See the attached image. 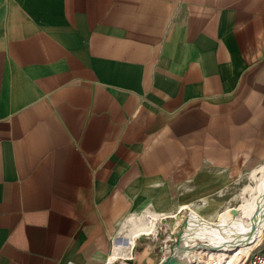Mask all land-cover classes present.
Returning <instances> with one entry per match:
<instances>
[{
	"label": "crops",
	"instance_id": "0c3cea01",
	"mask_svg": "<svg viewBox=\"0 0 264 264\" xmlns=\"http://www.w3.org/2000/svg\"><path fill=\"white\" fill-rule=\"evenodd\" d=\"M261 161L264 0H0V264L190 248Z\"/></svg>",
	"mask_w": 264,
	"mask_h": 264
},
{
	"label": "bare ground",
	"instance_id": "6f19581e",
	"mask_svg": "<svg viewBox=\"0 0 264 264\" xmlns=\"http://www.w3.org/2000/svg\"><path fill=\"white\" fill-rule=\"evenodd\" d=\"M258 170L261 175L253 198L242 205L234 218L207 222L199 215H193L190 222L194 226L189 235L193 244L185 249L187 259L183 264H242L251 248L259 244L264 234V165ZM147 221L131 230L128 241L115 240L112 261L118 254L131 255L135 237L151 232L152 227ZM199 239L203 240L200 244Z\"/></svg>",
	"mask_w": 264,
	"mask_h": 264
},
{
	"label": "rangeland",
	"instance_id": "374dc122",
	"mask_svg": "<svg viewBox=\"0 0 264 264\" xmlns=\"http://www.w3.org/2000/svg\"><path fill=\"white\" fill-rule=\"evenodd\" d=\"M264 165V161H261L259 163L256 164V168L255 169H251V170H248L246 171L242 176L243 178L245 179L243 183H245V185H242L240 184V186L237 187V191H235L236 193L234 194V200L230 201L227 205L226 208H230L231 210H235V209H238L242 204H244L246 202L247 199H249L255 192V188L257 187V183H258V179H259V176L261 175V172L258 170V168L260 166ZM251 187L253 189H251ZM251 189V190H250ZM255 189V190H254ZM224 209V210H225ZM148 219V218H147ZM147 219L145 217L142 218L143 222H146ZM215 220V219H214ZM149 221V219H148ZM147 221V222H148ZM140 224V223H139ZM143 224V223H142ZM131 226V227H130ZM128 227V233L132 232L131 230H133L134 228V225H130ZM182 228V227H181ZM180 228V229H181ZM130 230V231H129ZM179 231V230H178ZM158 232H155V228L154 230H151L150 233H147L148 235L145 236V238H139L136 239L135 238V242H134V248L132 249V253L131 255H127V257L129 259H119L117 261L116 264H138L140 263V261H138V258L137 257H141L142 256V248L144 250V248L148 245V244H152L151 242L153 243H159V247L158 248H154L155 249V254H163V259L161 260V262L165 261L166 259L165 258V254L167 255V250L165 249L163 253H161V249H162V246H160L161 243H163L162 241L165 239L166 237V232H164V236H159L157 234ZM151 238H152V241H151ZM186 239V238H185ZM188 240H190V238L188 237ZM186 242V241H185ZM162 245V244H161ZM153 247V245H151ZM184 246V250L188 248V244L186 242V245H183ZM176 249V247L174 248ZM173 249V251H174ZM172 251V252H173ZM186 251V250H185ZM171 252V253H172ZM144 253V252H143ZM171 253H169V255H171ZM144 255V254H143ZM167 255V257L169 256ZM166 257V258H167ZM163 264V263H162Z\"/></svg>",
	"mask_w": 264,
	"mask_h": 264
},
{
	"label": "water",
	"instance_id": "95a60500",
	"mask_svg": "<svg viewBox=\"0 0 264 264\" xmlns=\"http://www.w3.org/2000/svg\"><path fill=\"white\" fill-rule=\"evenodd\" d=\"M147 235H148L147 233H143L140 235V238H144ZM176 239L181 243L179 244V246L176 247V249H174L171 255H169L166 258L163 264H183L186 261L187 259L186 251L184 250V246H183L186 240L184 232L183 234L180 233L179 235H177Z\"/></svg>",
	"mask_w": 264,
	"mask_h": 264
},
{
	"label": "built area",
	"instance_id": "2783aa9c",
	"mask_svg": "<svg viewBox=\"0 0 264 264\" xmlns=\"http://www.w3.org/2000/svg\"><path fill=\"white\" fill-rule=\"evenodd\" d=\"M242 264H264V234L259 244L245 256Z\"/></svg>",
	"mask_w": 264,
	"mask_h": 264
}]
</instances>
